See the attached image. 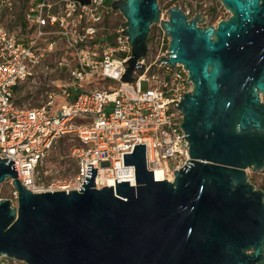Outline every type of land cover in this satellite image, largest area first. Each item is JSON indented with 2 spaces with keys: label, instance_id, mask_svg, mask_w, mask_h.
<instances>
[{
  "label": "water",
  "instance_id": "water-1",
  "mask_svg": "<svg viewBox=\"0 0 264 264\" xmlns=\"http://www.w3.org/2000/svg\"><path fill=\"white\" fill-rule=\"evenodd\" d=\"M90 4L91 0H76ZM231 13L217 25L178 4L162 18L160 0H114L131 55L121 80L144 70L153 25L170 39L158 63L182 65L193 87L177 102L191 160L174 180L156 181L146 145L124 154L136 185L97 188L87 164L82 187L33 192L15 161L0 158V258L26 264H264V0H219ZM123 63V64H124Z\"/></svg>",
  "mask_w": 264,
  "mask_h": 264
},
{
  "label": "built area",
  "instance_id": "built-area-1",
  "mask_svg": "<svg viewBox=\"0 0 264 264\" xmlns=\"http://www.w3.org/2000/svg\"><path fill=\"white\" fill-rule=\"evenodd\" d=\"M16 1H0V158L15 161L21 183L33 192L47 191L37 183L40 166L67 136L79 145L73 150L77 172L64 190L82 187L87 164L98 168L97 188L116 186V179L136 185L135 167L124 166V154L140 144L146 145L148 168L156 181H173L175 171L191 160L188 141L182 138L183 114L175 106L193 85L182 65L158 63L168 55V49L162 51L164 43L151 61L141 62L145 68L135 71L133 82H123L124 62L131 55L127 37L122 28L114 36L99 34L100 25L115 12L114 0L86 5L35 0L25 14L31 32L27 38L19 35L21 26L16 32L1 22ZM61 45L70 51L72 62L60 60L57 68L69 72V82L51 92L42 106H18L15 87L33 78ZM95 78L108 86L99 87ZM175 100L178 103H172ZM8 180L13 189L9 199L16 202L18 191Z\"/></svg>",
  "mask_w": 264,
  "mask_h": 264
},
{
  "label": "rangeland",
  "instance_id": "rangeland-1",
  "mask_svg": "<svg viewBox=\"0 0 264 264\" xmlns=\"http://www.w3.org/2000/svg\"><path fill=\"white\" fill-rule=\"evenodd\" d=\"M1 1V0H0ZM35 0H17L14 3L13 11H6L1 19L5 25L11 30L20 31L18 21L23 17L32 7ZM58 0H51L55 2ZM180 6L187 14L194 17L196 12L206 16L207 21L204 25H217L221 20L228 19L231 13L219 0H160V7L163 11L162 18L168 19V9L170 7ZM18 19V20H16ZM126 20L119 11H115L109 15L99 27V34L101 37L105 35L114 36L119 34L122 26ZM31 32L26 29L19 33L20 36L27 38ZM156 37L159 39L156 41ZM148 42L149 54L146 60L149 62L157 54V49H161L162 42L163 52L168 49L170 39L165 36L164 31L159 25H153ZM60 60L72 62V56L69 50L63 45L53 53L46 61L43 67L37 70L33 78L21 83L19 89L15 92V102L20 107H35L46 104L48 95L51 92L61 91L59 86L65 85L69 82L70 75L65 69L57 68V63ZM95 83L99 87H107L101 79L95 78ZM86 89H89L87 87ZM62 101L58 98V103ZM79 145V141L75 137L67 136L61 138L50 155L44 160L40 166V178L37 183L38 186L45 190H61L64 186L71 185L76 172L77 160L73 155V150ZM52 169V171H50ZM250 180L257 188L264 190V169L260 172L248 171ZM13 194L12 185L9 180L0 185V199L11 198ZM0 264H26L22 261H17L7 257L0 258Z\"/></svg>",
  "mask_w": 264,
  "mask_h": 264
},
{
  "label": "trees",
  "instance_id": "trees-1",
  "mask_svg": "<svg viewBox=\"0 0 264 264\" xmlns=\"http://www.w3.org/2000/svg\"><path fill=\"white\" fill-rule=\"evenodd\" d=\"M16 20H18V19H16ZM18 26H21V27L23 28V30L26 31L28 25H27V23H26V21H25V15L19 19V21H18ZM150 41H151V39L148 40V42H150ZM18 89H19V85H18L17 87H15V89H14V94H15V92H16Z\"/></svg>",
  "mask_w": 264,
  "mask_h": 264
},
{
  "label": "bare ground",
  "instance_id": "bare-ground-1",
  "mask_svg": "<svg viewBox=\"0 0 264 264\" xmlns=\"http://www.w3.org/2000/svg\"><path fill=\"white\" fill-rule=\"evenodd\" d=\"M156 177L159 179V178H161L162 176H161L160 173H157V174H156Z\"/></svg>",
  "mask_w": 264,
  "mask_h": 264
}]
</instances>
